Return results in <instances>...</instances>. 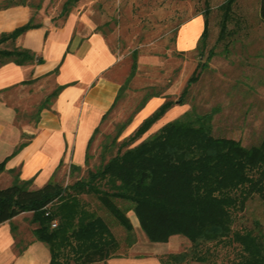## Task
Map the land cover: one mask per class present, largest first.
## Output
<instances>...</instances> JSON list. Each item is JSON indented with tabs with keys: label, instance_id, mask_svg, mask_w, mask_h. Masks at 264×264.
<instances>
[{
	"label": "trees",
	"instance_id": "16d2710c",
	"mask_svg": "<svg viewBox=\"0 0 264 264\" xmlns=\"http://www.w3.org/2000/svg\"><path fill=\"white\" fill-rule=\"evenodd\" d=\"M72 1L62 0L60 9L66 11ZM231 2H222L221 27L229 17ZM206 10L200 37L207 32ZM258 12L264 19V0H258ZM33 23L38 21L28 17L0 29V41L7 38L12 41L0 43V61L42 58L31 46L13 41L22 28ZM211 51L212 48L207 53ZM56 68L55 64L53 69ZM196 74L193 70L188 79ZM67 81H56L43 95L36 104L35 118L41 105L48 103ZM185 89L186 83L180 95ZM117 94L118 89L113 101ZM172 101L171 96L163 97L142 116L133 131L123 137L100 164L89 167L85 175L65 182L48 177L30 185V176L15 172L10 181L0 184V220L20 209L30 208L29 218L34 222L31 230L47 244L53 264H82L105 258L115 252L119 239L103 214L81 194L92 191L123 224L127 244L136 237L128 207L133 209L148 238L163 239L172 231H180L190 238L188 246L158 252L162 264L187 257H206L205 246L216 239H235L240 244L239 264H264V232L233 223L237 208L243 207L252 192L257 191L264 197V132L258 141L245 143L238 136L213 132L210 110L186 107L130 142ZM90 135L91 132L88 138ZM70 163L79 165L80 162L71 160ZM2 164L3 158L0 166ZM116 196L128 198L130 203L121 204ZM53 217L55 222L51 223Z\"/></svg>",
	"mask_w": 264,
	"mask_h": 264
},
{
	"label": "rangeland",
	"instance_id": "374dc122",
	"mask_svg": "<svg viewBox=\"0 0 264 264\" xmlns=\"http://www.w3.org/2000/svg\"><path fill=\"white\" fill-rule=\"evenodd\" d=\"M17 1L28 3L31 20L47 24L61 21L74 9L75 24L83 31L101 29L118 53L112 67L120 78L117 97L93 127L82 161L79 165L68 162L63 169L62 182L85 175L89 167L100 164L133 131L152 103L166 96L173 98L172 105L130 142L155 128L165 116L179 113L173 105L179 101L185 105L183 109L210 110V127L215 133L232 134L245 143L258 141L263 134L264 19L258 12V0H232L223 27L224 0H73L66 11L60 9L62 0H0V5ZM205 8L207 32L200 37ZM193 70L196 76L188 79ZM184 83L186 89L180 95ZM0 94L17 104V128H31L35 114L28 109L36 108L35 92L8 87ZM81 194L103 214L118 237L115 251L125 250L128 238L123 224L94 192ZM115 198L121 204L130 203L128 198ZM127 211L136 222L133 234H145L133 209L128 207ZM233 223L264 232V197L252 192L243 207L237 208ZM161 242L162 251L179 249L188 246L190 238L172 231ZM205 247L206 257H187L169 264H239L241 247L235 239L212 240Z\"/></svg>",
	"mask_w": 264,
	"mask_h": 264
},
{
	"label": "crops",
	"instance_id": "0c3cea01",
	"mask_svg": "<svg viewBox=\"0 0 264 264\" xmlns=\"http://www.w3.org/2000/svg\"><path fill=\"white\" fill-rule=\"evenodd\" d=\"M30 12L26 2L0 5V29L27 19ZM7 39L1 43L10 44ZM13 41L31 46L42 58L0 61V93L8 87L25 88L34 91L39 101L56 81L68 80L48 103L41 105L31 128H17V104L0 94V184L10 181L17 172L30 176L29 184L36 185L48 177L59 179L71 160L82 161L87 138L120 84L114 74L116 68H112L118 53L101 29L89 27L83 31L75 24L74 9L57 23L38 21L25 26ZM55 64L57 68L53 69ZM147 102L148 99L144 104ZM179 103L182 101L173 103L176 112L185 106ZM28 111L34 113L36 108ZM22 138L25 140L19 143ZM30 212V208H23L0 220V264H53L47 244L31 230L34 222L29 218ZM128 214L135 225L132 214ZM161 241L166 238L152 239L139 232L125 251L82 264H162L158 255L164 249Z\"/></svg>",
	"mask_w": 264,
	"mask_h": 264
},
{
	"label": "built area",
	"instance_id": "2783aa9c",
	"mask_svg": "<svg viewBox=\"0 0 264 264\" xmlns=\"http://www.w3.org/2000/svg\"><path fill=\"white\" fill-rule=\"evenodd\" d=\"M50 221H51V223H54L55 222V217H53Z\"/></svg>",
	"mask_w": 264,
	"mask_h": 264
},
{
	"label": "bare ground",
	"instance_id": "6f19581e",
	"mask_svg": "<svg viewBox=\"0 0 264 264\" xmlns=\"http://www.w3.org/2000/svg\"><path fill=\"white\" fill-rule=\"evenodd\" d=\"M134 216H135V218H136V215H135V213H134Z\"/></svg>",
	"mask_w": 264,
	"mask_h": 264
}]
</instances>
